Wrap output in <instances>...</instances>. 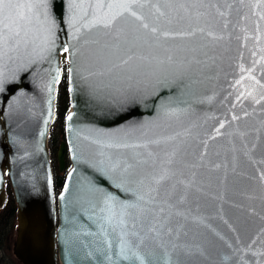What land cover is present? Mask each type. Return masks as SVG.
Listing matches in <instances>:
<instances>
[{"label": "water", "instance_id": "1", "mask_svg": "<svg viewBox=\"0 0 264 264\" xmlns=\"http://www.w3.org/2000/svg\"><path fill=\"white\" fill-rule=\"evenodd\" d=\"M36 2L43 6L33 44L0 62V208L8 185L16 259L136 264L120 258L115 218L123 205L143 204L151 176L173 159L170 166L203 189L190 205L202 223L190 224L188 239L205 249L196 264H264V22L249 8L257 0H205L202 17L180 24L168 18L183 10L153 0L169 17L157 21L153 9H136L150 25L179 31L191 23L223 39L197 33L156 43L125 17L119 48L104 29L84 27L93 9L85 17L77 7L112 0ZM225 2L231 7L219 18ZM65 59L69 109L56 162L63 171L67 154L70 166L55 193L48 136ZM149 141H159L147 149L156 163L124 171L146 150L120 145Z\"/></svg>", "mask_w": 264, "mask_h": 264}, {"label": "snow or ice", "instance_id": "2", "mask_svg": "<svg viewBox=\"0 0 264 264\" xmlns=\"http://www.w3.org/2000/svg\"><path fill=\"white\" fill-rule=\"evenodd\" d=\"M240 2L243 3L244 0ZM204 4L205 0H189L188 3L169 0L165 6L173 10H183L184 15L170 17L168 23L172 24L173 19L180 24L185 20L190 22L193 18L202 17L204 13L198 9ZM42 6L43 4L37 3L36 0H0V62L14 61L16 54L22 48L26 49L33 44L34 29L41 22L37 9ZM77 7L83 9L85 17L89 16L88 9H93L91 18L84 27L89 30L104 29L105 36L114 42L110 45L113 48L120 46L121 35L117 25L125 17L135 21L137 30L149 33L156 43L161 40L190 38L197 33L204 34L213 40L223 39V35L218 36L212 31L206 32L203 27H192L191 23L187 28L179 31H162L159 27L150 25L146 17L136 9H153L157 21L169 17V13L162 11L160 4L154 3L153 0H112L109 3L79 4ZM230 7L231 5L227 2L223 8L217 7L216 16L225 18L226 10ZM249 8L253 16L264 22V0L249 4ZM114 9L116 11H113ZM223 27L227 28L228 23L225 22ZM257 31H259V24H257ZM64 51L67 52L68 49L65 48ZM131 59L132 56L121 59L119 65L115 67L127 65ZM168 59L171 60L172 57L169 56ZM56 72L58 79L59 70L57 69ZM220 127L222 128L223 125L221 124ZM150 143H159V141L120 145L125 148L146 150L143 154L146 158H136L134 163L125 161L124 171L138 164H149L150 160L152 164L156 163L152 159L153 153L147 151ZM174 162L173 159L168 160L166 162L168 167H160L158 173L151 176L152 186L147 198L143 196L139 198L143 201L141 206L123 205L120 215L115 218L113 231L119 229V255L122 260H131L136 264H196L205 255V249L201 244L188 239L192 232L190 224L202 223L201 220L193 217V208L190 205L199 200L203 189L194 178L186 179L183 178L182 173L178 174L179 170L170 166ZM260 179L264 181V175ZM130 208L134 211L129 212ZM105 258H109L107 253Z\"/></svg>", "mask_w": 264, "mask_h": 264}, {"label": "trees", "instance_id": "3", "mask_svg": "<svg viewBox=\"0 0 264 264\" xmlns=\"http://www.w3.org/2000/svg\"><path fill=\"white\" fill-rule=\"evenodd\" d=\"M68 109H69V98L66 89V73L63 72L61 74L60 81L57 85L56 101H55V117L51 125L53 126V129H50L49 137H48V146L52 160L56 158V151L60 139L61 140L63 139V137L59 136V128L64 124V118ZM56 168L55 171H53V185L55 192H57L60 189L64 179V174H60ZM6 193H7V199L5 205L0 209V216L3 219H5L7 222L8 221L12 222L15 219V203L11 197L8 187Z\"/></svg>", "mask_w": 264, "mask_h": 264}, {"label": "flooded vegetation", "instance_id": "4", "mask_svg": "<svg viewBox=\"0 0 264 264\" xmlns=\"http://www.w3.org/2000/svg\"><path fill=\"white\" fill-rule=\"evenodd\" d=\"M59 136L60 137H63V135L61 134V127L59 128ZM61 142V139L59 141V143ZM67 160V155H65V161ZM5 205V204H4ZM3 205V206H4ZM2 206V207H3ZM1 207V208H2ZM0 208V209H1ZM15 209H16V205H15ZM5 220V219H4ZM12 222H16V219H14ZM11 222H6V220L4 221L3 223V231L0 233V264H4L7 262L6 258L5 257H8L9 256V252L7 251V247L5 246V241H11L12 242V247H11V252H12V255L15 259H11V263H7V264H22L20 263L16 257L14 256L13 254V251H12V248H13V242H14V239H15V230H16V227H15V230H14V237H12L11 235L9 234H6L5 233V227L8 228V226L10 225ZM16 224V223H15ZM7 231V230H6ZM6 255V256H5ZM8 255V256H7Z\"/></svg>", "mask_w": 264, "mask_h": 264}, {"label": "rangeland", "instance_id": "5", "mask_svg": "<svg viewBox=\"0 0 264 264\" xmlns=\"http://www.w3.org/2000/svg\"><path fill=\"white\" fill-rule=\"evenodd\" d=\"M66 68H67V61L65 59L63 61V63H62V73L63 72L66 73ZM54 128H55V125H54ZM50 129H53V126H51ZM51 164H52V167H53V171H55V168L57 167L56 159H53ZM68 166H69V162H68V160H66L63 173L68 168ZM4 221L5 220L0 216V233L3 231V228H4L3 223H4ZM15 223L16 222H11L10 225L8 226V228L5 227V233L11 235L12 237H14L13 235H14V230H15V227H16ZM5 243H6L5 246L7 247V251L9 252V256L7 255L8 257H5L7 262L4 263V264H7V263H11V261H12L11 259H15V258L13 257L12 252H11L12 242L11 241H5Z\"/></svg>", "mask_w": 264, "mask_h": 264}]
</instances>
